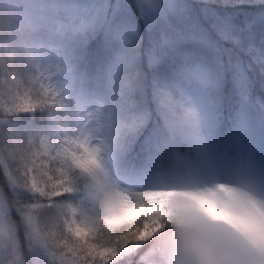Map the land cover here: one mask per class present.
<instances>
[{
  "label": "clouds",
  "instance_id": "1",
  "mask_svg": "<svg viewBox=\"0 0 264 264\" xmlns=\"http://www.w3.org/2000/svg\"><path fill=\"white\" fill-rule=\"evenodd\" d=\"M177 199L181 198L172 191L141 192L130 194L122 205L116 206L113 211L124 221L127 243L155 245L153 264H264V205L260 213L250 216L206 193L200 199L226 219L210 215L196 200L188 202L192 205L190 213L180 212L166 224L159 212L141 211V206L159 203L163 208ZM156 219H160L161 228L150 235L143 233V222ZM12 242L11 234L0 230V243ZM11 255L15 259L14 251Z\"/></svg>",
  "mask_w": 264,
  "mask_h": 264
},
{
  "label": "trees",
  "instance_id": "2",
  "mask_svg": "<svg viewBox=\"0 0 264 264\" xmlns=\"http://www.w3.org/2000/svg\"><path fill=\"white\" fill-rule=\"evenodd\" d=\"M0 19L2 23L5 22L1 14ZM11 44L9 40L0 41V81H4L2 83L3 86H10L12 88L9 98L3 105V114H5L8 119L15 120L6 128L3 134L4 143H0V148L7 159L11 161L13 171L17 178L20 179L21 183L35 176L40 177V175L43 174L42 183H46L43 185L47 188H54L60 182H54L52 179V172H50V163L46 157V152H41L44 150L47 140L43 142L40 141L41 143L31 140L33 138H40L43 140V138H48L51 135L52 132L50 128L39 126V119L43 121V118L40 116L45 118L49 111L45 109L43 105H38L34 110L27 111L11 108L12 105L29 103L30 101L38 99L32 89H28V93L23 90L22 98H18L13 90L14 86H26V84L23 80L25 77L22 75L21 71L16 68L15 48H12L13 51L10 54L7 53V49ZM7 54H9L8 57L3 58ZM0 100H2L1 104H3L1 95ZM23 100L25 102H22ZM73 125V120H69L64 122L63 126L67 130L68 139L72 144H74ZM43 154L44 156H42ZM38 184L37 182H33L32 187ZM78 226L85 228L83 223L78 224ZM88 228H91V226H88Z\"/></svg>",
  "mask_w": 264,
  "mask_h": 264
},
{
  "label": "snow or ice",
  "instance_id": "3",
  "mask_svg": "<svg viewBox=\"0 0 264 264\" xmlns=\"http://www.w3.org/2000/svg\"><path fill=\"white\" fill-rule=\"evenodd\" d=\"M44 103H45V101L43 99L38 98V99H36V101L31 102V103L12 105L11 108L16 109V110H22V111L34 110L35 105H43Z\"/></svg>",
  "mask_w": 264,
  "mask_h": 264
},
{
  "label": "rangeland",
  "instance_id": "4",
  "mask_svg": "<svg viewBox=\"0 0 264 264\" xmlns=\"http://www.w3.org/2000/svg\"><path fill=\"white\" fill-rule=\"evenodd\" d=\"M234 207H236V204L233 205ZM172 207V206H171ZM169 207V208H171ZM155 212H159L160 215L162 216V214H167L168 210H166L164 207H159V208H155ZM152 221H146V224L151 223Z\"/></svg>",
  "mask_w": 264,
  "mask_h": 264
}]
</instances>
